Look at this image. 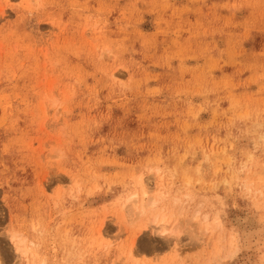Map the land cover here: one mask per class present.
I'll return each instance as SVG.
<instances>
[{
  "label": "rangeland",
  "instance_id": "374dc122",
  "mask_svg": "<svg viewBox=\"0 0 264 264\" xmlns=\"http://www.w3.org/2000/svg\"><path fill=\"white\" fill-rule=\"evenodd\" d=\"M0 264H264V0H0Z\"/></svg>",
  "mask_w": 264,
  "mask_h": 264
},
{
  "label": "bare ground",
  "instance_id": "6f19581e",
  "mask_svg": "<svg viewBox=\"0 0 264 264\" xmlns=\"http://www.w3.org/2000/svg\"><path fill=\"white\" fill-rule=\"evenodd\" d=\"M147 192L143 191V195H146ZM167 218V217H166ZM163 219L161 220V224L160 226L158 227V231L162 234H168V230H167V226L166 224L168 223L167 219ZM22 248V247H21ZM23 249V248H22ZM26 251V250H25Z\"/></svg>",
  "mask_w": 264,
  "mask_h": 264
}]
</instances>
